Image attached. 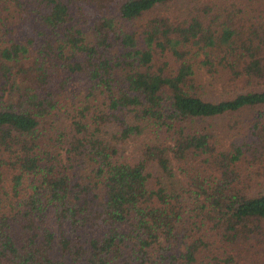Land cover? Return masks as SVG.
<instances>
[{
	"label": "trees",
	"instance_id": "trees-1",
	"mask_svg": "<svg viewBox=\"0 0 264 264\" xmlns=\"http://www.w3.org/2000/svg\"><path fill=\"white\" fill-rule=\"evenodd\" d=\"M0 264H264V0H0Z\"/></svg>",
	"mask_w": 264,
	"mask_h": 264
},
{
	"label": "rangeland",
	"instance_id": "rangeland-1",
	"mask_svg": "<svg viewBox=\"0 0 264 264\" xmlns=\"http://www.w3.org/2000/svg\"><path fill=\"white\" fill-rule=\"evenodd\" d=\"M17 34H19V38H23L24 29L23 28L17 29ZM215 87L216 86H214V88ZM207 88L212 89V87H207ZM222 90H223L222 88L218 87L211 94H213L215 98H220V97H224V95L229 93V92H226L222 96H219V94L221 93ZM240 117L246 122L249 119V117H250V112L246 111V112L242 113ZM65 118H66V113L64 111L58 112V114H55L53 116V120H55L54 124L57 125V126H61V125L65 124L66 123L65 122ZM224 121H226V117H221L220 118V123H222Z\"/></svg>",
	"mask_w": 264,
	"mask_h": 264
}]
</instances>
